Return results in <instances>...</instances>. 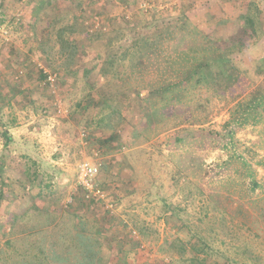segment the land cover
<instances>
[{
    "label": "rangeland",
    "instance_id": "1",
    "mask_svg": "<svg viewBox=\"0 0 264 264\" xmlns=\"http://www.w3.org/2000/svg\"><path fill=\"white\" fill-rule=\"evenodd\" d=\"M19 2L22 7L15 11L0 3V190L5 186L0 250L10 255L26 240L41 247L48 264H99L97 257L85 256L76 237L79 232L83 240L98 231L106 238L103 257L109 264H126L125 255L129 264H169L172 258L173 264H264V166L257 163L264 158L262 126L238 132L237 148L200 149L205 140L199 128L169 148L177 131H162L168 121L161 118L159 135L145 141L134 127L138 98L130 100L126 88L115 86L117 75L131 71V54L138 49L148 54L145 64L157 75L156 69L166 66L154 58L160 50L149 54L139 42L167 22L187 18L264 90V69L256 73L264 37H253L244 24L250 15L254 25L264 28V0H46L52 7L44 6L38 16L30 8L36 11L39 0ZM144 3L151 6L147 11L141 9ZM193 42H184L185 60L195 50ZM165 58L179 66L168 52ZM40 70L57 75L54 88H44ZM147 93L142 90L141 96ZM101 95L112 98L110 106L98 99ZM57 99L63 114L55 111ZM231 105L213 99L200 110L187 101L182 114L170 121L193 113L207 118L201 125L205 131L221 132L229 142L232 129L223 126ZM112 134L116 140L105 142ZM235 150L253 172L234 158ZM85 159L100 163L97 182L117 205L114 213L104 204L95 210L88 200L80 201L86 198L78 178ZM224 162L223 176L207 175ZM254 172L259 187H252ZM49 209L57 215L48 216ZM36 262L9 259L2 264Z\"/></svg>",
    "mask_w": 264,
    "mask_h": 264
},
{
    "label": "trees",
    "instance_id": "2",
    "mask_svg": "<svg viewBox=\"0 0 264 264\" xmlns=\"http://www.w3.org/2000/svg\"><path fill=\"white\" fill-rule=\"evenodd\" d=\"M45 1L39 0L37 10L35 11L30 8L31 12L38 16L44 6L49 5L52 7L51 2L46 3ZM91 2L92 1H89V4ZM0 3L4 6L7 4L14 6L13 11L22 7L19 6L22 5L19 0L12 2L9 0H1ZM257 11L259 10L255 9L253 13ZM244 24L245 30L247 32L250 30L251 35H254L253 37H264L263 24L259 23L258 25H254L250 15L245 16ZM187 39H192L194 41L192 43L193 45L191 44V48L195 50L193 54L190 53L191 55L189 54L185 60L183 57V54L186 53L184 42ZM139 43L144 45L142 47L149 50V54L160 50V54L154 58L160 64L166 63V66L162 67L163 69H156L158 74L153 75L152 72H150V67L148 68V65H146L144 61L148 54H142L141 49L135 50L132 52L133 54H131L133 56L134 66L132 65L131 71H125L116 76L117 82L115 86L119 87L121 90L122 88H126L125 94L129 93L127 97H129L130 100L133 95L138 98L140 109L134 127L140 131L145 141L154 139L159 135V132L155 130L161 118H165L168 122L167 125L161 126L162 131H177L169 138V148L175 147L178 142H185V140L191 136L192 131L198 128L199 130L197 131H199L200 136L205 140L202 144L199 143L198 147H200V149L208 147L216 150H225L228 149V147L237 148L234 145L233 139L238 132L244 130L248 126L254 128L262 126L259 132H261L262 136L261 143L264 145V90L257 87L253 79L248 76L247 72L242 70L241 66L234 61L233 57L227 54L220 45L217 44V41L215 42L212 40L208 34L193 25L189 19L181 18L176 23L167 22V24L163 25L157 32L144 37V40H141ZM165 52H168L169 58L174 59L175 62L178 61L177 63L179 66L181 64V67L168 62L166 60L167 57L162 59V54ZM150 58L152 57L150 56ZM154 67L158 68L157 66ZM262 69H264V58L259 60L256 73L262 74ZM40 72H42V70H40ZM16 75H19V72ZM40 80H43L42 82L45 84L44 88H47V77L43 72L42 75H40ZM8 81L9 80L6 81L7 84ZM12 81H10V83L14 82ZM14 86L17 87V83ZM142 90L148 91L147 95L144 97L141 96ZM104 96L105 95H101L98 99H100L102 103L106 102V105L110 106L109 102L112 98L109 97L107 99V97ZM90 97L91 94L85 97L87 102H89ZM213 99L222 101L227 99L232 102L229 121L223 126V130L226 128L232 129L229 142L224 143L221 132H214L211 130L205 131L201 125L207 122V118L202 119L199 116H195L193 113L185 115L179 122L170 121L173 116L179 117L180 114H182L181 107L186 106L187 101L193 100V103L198 104V107L201 108L200 110H203L202 108L205 109L208 107ZM0 100H4L2 96H0ZM85 105L87 107V103H85ZM88 106L90 107L89 104ZM55 111L57 112L56 108ZM146 126L147 128L145 129ZM4 136L7 140L5 146L8 147L10 136L6 130ZM113 140H116V137L112 134L105 139V142H111ZM231 158H233V156ZM234 158L243 159L242 161H245L244 163L247 165V170L253 172L250 163L246 161L238 151L235 152ZM228 161L230 163V159ZM224 163L225 165H213L211 170L207 172V175L210 178H219L223 176L226 173V166H228V162ZM257 163L264 166V158L258 160ZM3 166L4 161L2 158L0 160V170L3 169ZM251 176L254 179L252 187H259V184L255 181V172L251 174ZM4 187L5 186L0 190V201L5 192ZM219 198L221 197H217L215 200L220 202ZM87 200L88 199L83 196L80 198L81 202H86ZM88 201L95 205V210H98V205H103L102 202L99 201ZM221 205L223 209L226 208V205ZM46 214L48 216L52 215L53 217L57 215V213L52 212L51 209L47 210ZM15 218L17 217H14L12 224H14ZM210 235L212 234L210 233ZM1 237L5 239L7 237L6 233L2 234ZM76 237L81 245L84 246L83 251L85 252V256L90 258L97 257L96 259L99 264H109V261H106L103 257V248L106 244H104V240L106 238L100 235L98 231L86 234L83 240H80L81 234L79 232H77ZM24 243V248L11 250L10 255L1 249L0 264L7 262L9 259L29 262L31 258L37 261V264H48L47 260L42 257L43 252L41 247L34 246L33 243H29L26 240H24ZM99 247H102L100 256H98ZM109 248L110 247H108V250L106 249V252L111 253ZM121 253L122 256L125 254V252ZM107 257L109 258L108 254ZM112 259L113 256L111 257V260ZM124 259L125 263L129 264L128 256L125 255ZM173 261H175V259L172 258L169 264H173ZM207 261L208 260H204L202 264H205L204 262L207 263Z\"/></svg>",
    "mask_w": 264,
    "mask_h": 264
},
{
    "label": "built area",
    "instance_id": "3",
    "mask_svg": "<svg viewBox=\"0 0 264 264\" xmlns=\"http://www.w3.org/2000/svg\"><path fill=\"white\" fill-rule=\"evenodd\" d=\"M149 7L151 6L144 3L141 6V9L143 11H147ZM44 73L47 77L46 84H48L50 88H54L57 75L55 73H49L47 71H44ZM61 102V99H57V102L55 104V108L58 114H63L66 112L64 109H62ZM100 168V163H97L92 159L83 160L79 165V184L80 187L85 190L86 199L102 202L107 210H109L111 213H114L118 208L117 205L114 201H111L109 199L105 190L97 182V177L100 174ZM134 235H136V232H134Z\"/></svg>",
    "mask_w": 264,
    "mask_h": 264
}]
</instances>
